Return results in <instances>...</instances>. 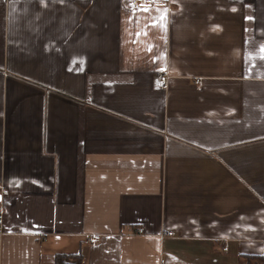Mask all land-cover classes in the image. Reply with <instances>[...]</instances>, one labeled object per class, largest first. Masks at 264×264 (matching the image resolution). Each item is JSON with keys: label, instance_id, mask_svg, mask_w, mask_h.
Returning <instances> with one entry per match:
<instances>
[{"label": "crops", "instance_id": "obj_1", "mask_svg": "<svg viewBox=\"0 0 264 264\" xmlns=\"http://www.w3.org/2000/svg\"><path fill=\"white\" fill-rule=\"evenodd\" d=\"M154 1L0 0V264L264 254V0Z\"/></svg>", "mask_w": 264, "mask_h": 264}, {"label": "trees", "instance_id": "obj_2", "mask_svg": "<svg viewBox=\"0 0 264 264\" xmlns=\"http://www.w3.org/2000/svg\"><path fill=\"white\" fill-rule=\"evenodd\" d=\"M251 260H258L264 262V254L249 256V264H252ZM83 254L77 253H57L55 257V264H82Z\"/></svg>", "mask_w": 264, "mask_h": 264}, {"label": "built area", "instance_id": "obj_3", "mask_svg": "<svg viewBox=\"0 0 264 264\" xmlns=\"http://www.w3.org/2000/svg\"><path fill=\"white\" fill-rule=\"evenodd\" d=\"M154 4H155L154 0H132V5L135 6V7H138V6H152ZM169 78H170V76L168 74L162 75L161 76V80L159 82L160 87H166ZM0 221H1V219H0ZM138 230H139V232L143 231L142 228H139ZM100 238H101V235L95 234L89 240H90L91 243H95V242L99 241ZM225 249L226 248H224V250Z\"/></svg>", "mask_w": 264, "mask_h": 264}, {"label": "snow or ice", "instance_id": "obj_4", "mask_svg": "<svg viewBox=\"0 0 264 264\" xmlns=\"http://www.w3.org/2000/svg\"><path fill=\"white\" fill-rule=\"evenodd\" d=\"M144 10L145 11H149L150 9H144ZM152 26L155 27L156 24L154 23ZM164 27H165V30H166V25H164ZM261 51L264 52V47H262ZM261 59H264V56H262Z\"/></svg>", "mask_w": 264, "mask_h": 264}]
</instances>
